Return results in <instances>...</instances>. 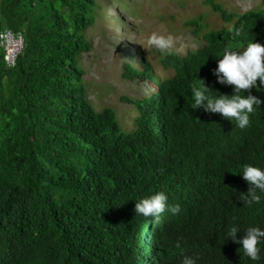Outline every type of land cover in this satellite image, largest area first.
Instances as JSON below:
<instances>
[{
  "label": "trees",
  "instance_id": "1",
  "mask_svg": "<svg viewBox=\"0 0 264 264\" xmlns=\"http://www.w3.org/2000/svg\"><path fill=\"white\" fill-rule=\"evenodd\" d=\"M207 3L227 25L203 31V15L189 20L196 46L161 54L166 73L138 45L122 51L121 76L146 87L123 97L139 114L122 131L114 108L98 111L86 96L81 58L96 0L0 1V30L26 41L12 67L0 46V264H180L178 242L196 264H264V243L257 262L223 240L234 224L264 228V193L251 207L239 200L242 165L264 168V103L244 129L189 107L198 78L233 93L213 75L216 56L252 37L264 44V8ZM250 91L264 101V90ZM157 190L181 211L137 216L135 199Z\"/></svg>",
  "mask_w": 264,
  "mask_h": 264
},
{
  "label": "rangeland",
  "instance_id": "2",
  "mask_svg": "<svg viewBox=\"0 0 264 264\" xmlns=\"http://www.w3.org/2000/svg\"><path fill=\"white\" fill-rule=\"evenodd\" d=\"M217 1L233 12L264 8V0ZM94 13L93 23L85 30L90 50L81 58L86 96L98 111L107 106L114 108L122 131L134 130L139 114L136 106L123 97L135 98L146 92L145 85L121 76L122 51L132 49L133 53L138 45L163 74L167 71L161 66V53L147 45L153 31L171 37L173 50L184 53L196 46L189 20L203 15V31L227 25L207 0H96ZM123 19L127 22L125 28L119 24ZM127 41L129 44H122Z\"/></svg>",
  "mask_w": 264,
  "mask_h": 264
},
{
  "label": "clouds",
  "instance_id": "3",
  "mask_svg": "<svg viewBox=\"0 0 264 264\" xmlns=\"http://www.w3.org/2000/svg\"><path fill=\"white\" fill-rule=\"evenodd\" d=\"M233 35L234 37L240 36L241 30L237 28ZM147 45L161 54H171L174 41L171 37L153 31L147 38ZM216 57L219 58L216 60V67L212 70L213 75L217 83L232 86L233 93L231 95L219 94L216 91L213 94L212 89L198 78L197 83L190 85L192 102L189 107L218 113L221 117L231 122L234 121L236 127L244 129L249 126L250 114L255 111L254 106L259 107L264 103L250 91L253 88L257 91L264 90V44L254 41L252 37L242 45L226 46L222 54ZM239 173L249 185L247 193H241L239 200L249 207L259 204L261 196L258 192L264 193V168L245 163ZM134 211L137 216H153L155 220H159L161 214L166 211L178 214L181 208L179 204H169L168 195L162 190H157L135 199ZM238 232L242 234L239 237ZM225 238L238 243L244 257L251 261L261 260L258 245L264 243V228L257 225L241 230L234 224L226 230L223 240ZM176 247L181 256L180 264H196L197 256L185 254L179 242Z\"/></svg>",
  "mask_w": 264,
  "mask_h": 264
},
{
  "label": "built area",
  "instance_id": "4",
  "mask_svg": "<svg viewBox=\"0 0 264 264\" xmlns=\"http://www.w3.org/2000/svg\"><path fill=\"white\" fill-rule=\"evenodd\" d=\"M26 45L22 31L12 29L0 30V46L5 50L4 59L7 66H14L18 56L22 53Z\"/></svg>",
  "mask_w": 264,
  "mask_h": 264
},
{
  "label": "bare ground",
  "instance_id": "5",
  "mask_svg": "<svg viewBox=\"0 0 264 264\" xmlns=\"http://www.w3.org/2000/svg\"><path fill=\"white\" fill-rule=\"evenodd\" d=\"M138 59V58H137ZM163 229H165V228H163Z\"/></svg>",
  "mask_w": 264,
  "mask_h": 264
}]
</instances>
